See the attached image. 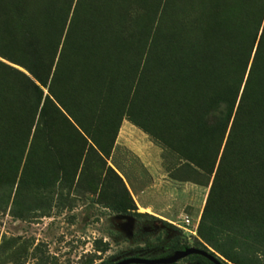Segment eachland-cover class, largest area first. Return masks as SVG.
I'll list each match as a JSON object with an SVG mask.
<instances>
[{
  "label": "rangeland",
  "instance_id": "rangeland-1",
  "mask_svg": "<svg viewBox=\"0 0 264 264\" xmlns=\"http://www.w3.org/2000/svg\"><path fill=\"white\" fill-rule=\"evenodd\" d=\"M74 53L94 56L88 72ZM117 113L163 171L113 151ZM263 124L264 0H0V264H102L175 239L264 264ZM108 162L183 190L180 210L142 214Z\"/></svg>",
  "mask_w": 264,
  "mask_h": 264
},
{
  "label": "crops",
  "instance_id": "crops-1",
  "mask_svg": "<svg viewBox=\"0 0 264 264\" xmlns=\"http://www.w3.org/2000/svg\"><path fill=\"white\" fill-rule=\"evenodd\" d=\"M80 60H83L82 56L74 55V68L79 69L84 66L78 63ZM114 60L119 61L121 59L116 58ZM138 60L141 61V59H138L137 56L131 58V61H134L135 70L137 69ZM86 68V71L88 72L90 70V66H87ZM116 68V71H121L120 65H117ZM141 69L142 64L140 62L139 71H141ZM28 76L30 75L28 74ZM80 90L84 91V89ZM86 90H88V88H86ZM120 107L122 106L120 105ZM123 108H125V105ZM102 117V115H98L93 123H101ZM113 122L116 128L113 145L114 152L119 148L128 149L135 157L142 161L149 172L159 173L160 171H163L162 167L164 165V161L162 160V149L158 146V144L154 143V140L150 134L130 120L126 116V113L115 114ZM74 128L80 133V135L90 142L88 147L95 149L99 153L98 149H96V147L91 143L89 137L85 135L76 120H74ZM108 165L113 168L114 171H116L118 175L125 181L129 194L131 195L135 205L143 212L142 214L152 213V216H155L159 219L169 220L170 218H173L174 214L180 210L184 196L186 195L183 190L178 191L177 189H174L171 184L164 181L161 183L153 182L147 187L140 188L130 184L114 165L109 162Z\"/></svg>",
  "mask_w": 264,
  "mask_h": 264
},
{
  "label": "trees",
  "instance_id": "trees-1",
  "mask_svg": "<svg viewBox=\"0 0 264 264\" xmlns=\"http://www.w3.org/2000/svg\"><path fill=\"white\" fill-rule=\"evenodd\" d=\"M77 3V2H76ZM75 9H76V4H74V17H75ZM134 12L130 15V19L131 21L133 22L134 21ZM134 24V23H133ZM132 24V25H133ZM60 55V54H59ZM74 55L76 56H82L83 57V60L79 61L78 63L79 64H82L84 65L82 68H74V74L75 73H79L81 69H87L86 67L89 66V62H91L92 60H94V56H92L91 54H78V53H74ZM137 56V55H136ZM59 57V56H58ZM138 58V56H137ZM116 59V58H114ZM113 59V60H114ZM138 59H141L140 62H142V58H138ZM115 61V60H114ZM117 61V60H116ZM139 61V60H138ZM75 63V62H74ZM91 67V66H90ZM139 70V69H138ZM29 80V79H28ZM37 89L38 87L35 86ZM48 89H50V87H48ZM97 118V117H96ZM74 120H76V118L74 117ZM96 120V119H95ZM77 121V120H76ZM94 121V120H93ZM81 119H80V122L77 121L78 125L80 126V128L82 129V131L85 133V135L87 137H89V135L87 134V132L84 130V128L80 125V124H83L81 123ZM94 124V123H93ZM89 125V124H88ZM94 125H99L98 124H94ZM74 130L76 131V133L78 134V136L80 138H84L82 135H80V133L74 128ZM261 132V131H260ZM264 133V131L262 132ZM89 139L91 140V138L89 137ZM90 148V147H88ZM91 150H93L92 148H90ZM136 219L140 220L142 219V216L141 215H136L135 216ZM149 219H154L150 216ZM190 246L188 244H183L181 243L178 239H175V240H170L168 245L166 247H162V246H159V245H150L148 244L146 247L144 248H140V249H137L133 252H130L129 255L127 257H123L121 258L120 260H123V259H126V258H129V257H142V258H164V257H168L170 255H172L173 252L175 251H182V250H185L187 248H189ZM203 250H207L205 248H202ZM225 257V256H224ZM186 260H196L197 262H199L200 264H212L210 261H208L207 259L201 257V256H198V255H192V256H189L186 258ZM218 260H220L218 258ZM119 261V260H118ZM117 262V261H115ZM115 262H106V263H102V264H113ZM220 262H222L223 264H226L225 262H223L222 260H220Z\"/></svg>",
  "mask_w": 264,
  "mask_h": 264
},
{
  "label": "water",
  "instance_id": "water-1",
  "mask_svg": "<svg viewBox=\"0 0 264 264\" xmlns=\"http://www.w3.org/2000/svg\"><path fill=\"white\" fill-rule=\"evenodd\" d=\"M198 255L201 256L213 264H223L208 250L198 249L194 247H189L182 251H175L172 255L164 258H142V257H129L123 260H119L113 264H175L189 256Z\"/></svg>",
  "mask_w": 264,
  "mask_h": 264
},
{
  "label": "built area",
  "instance_id": "built-area-1",
  "mask_svg": "<svg viewBox=\"0 0 264 264\" xmlns=\"http://www.w3.org/2000/svg\"><path fill=\"white\" fill-rule=\"evenodd\" d=\"M190 226H193L192 218L187 214L183 215V217L180 220V224L178 225V228L181 230H185V231L189 230L190 232H192L193 230L190 229ZM193 227H194V232H195L197 229V226L194 225ZM192 234H195V233H192Z\"/></svg>",
  "mask_w": 264,
  "mask_h": 264
},
{
  "label": "bare ground",
  "instance_id": "bare-ground-1",
  "mask_svg": "<svg viewBox=\"0 0 264 264\" xmlns=\"http://www.w3.org/2000/svg\"><path fill=\"white\" fill-rule=\"evenodd\" d=\"M264 125V124H263ZM263 131H264V129H263Z\"/></svg>",
  "mask_w": 264,
  "mask_h": 264
},
{
  "label": "flooded vegetation",
  "instance_id": "flooded-vegetation-1",
  "mask_svg": "<svg viewBox=\"0 0 264 264\" xmlns=\"http://www.w3.org/2000/svg\"><path fill=\"white\" fill-rule=\"evenodd\" d=\"M195 248V247H194ZM184 260V259H183ZM213 264V263H212Z\"/></svg>",
  "mask_w": 264,
  "mask_h": 264
}]
</instances>
